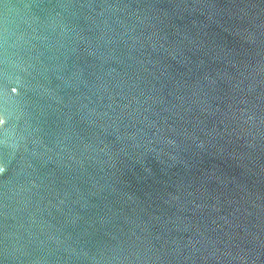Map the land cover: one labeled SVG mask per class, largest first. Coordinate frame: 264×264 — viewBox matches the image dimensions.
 I'll return each mask as SVG.
<instances>
[{"label":"water","instance_id":"obj_1","mask_svg":"<svg viewBox=\"0 0 264 264\" xmlns=\"http://www.w3.org/2000/svg\"><path fill=\"white\" fill-rule=\"evenodd\" d=\"M0 264H264V0H0Z\"/></svg>","mask_w":264,"mask_h":264}]
</instances>
